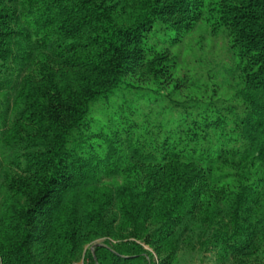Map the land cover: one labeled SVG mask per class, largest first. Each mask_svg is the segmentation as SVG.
Segmentation results:
<instances>
[{
  "label": "trees",
  "instance_id": "16d2710c",
  "mask_svg": "<svg viewBox=\"0 0 264 264\" xmlns=\"http://www.w3.org/2000/svg\"><path fill=\"white\" fill-rule=\"evenodd\" d=\"M0 175V264H264V0H0Z\"/></svg>",
  "mask_w": 264,
  "mask_h": 264
},
{
  "label": "rangeland",
  "instance_id": "374dc122",
  "mask_svg": "<svg viewBox=\"0 0 264 264\" xmlns=\"http://www.w3.org/2000/svg\"><path fill=\"white\" fill-rule=\"evenodd\" d=\"M200 33V34H199ZM199 39L202 41L205 51L207 52L211 46L213 51L209 55L210 58L217 60L223 56V50L220 48L221 38L216 36H211L210 31L199 32ZM194 50L197 53L203 51L196 45ZM208 64L205 62V66ZM1 179V175H0ZM187 236H185L180 243L178 253L176 258L171 264H233L231 257L221 256L217 249L211 246L201 245V237L198 236V231L190 230V228H185L184 230ZM197 232V233H196ZM197 234V235H196ZM105 238H98L93 243L87 245L90 248H94L96 244L104 242ZM146 248L151 249L148 245H145ZM263 253L261 252L260 255ZM261 257V256H259ZM156 260H158L157 255L155 254ZM82 264V261H80Z\"/></svg>",
  "mask_w": 264,
  "mask_h": 264
}]
</instances>
